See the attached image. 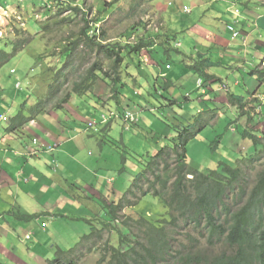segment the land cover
Segmentation results:
<instances>
[{
  "label": "trees",
  "instance_id": "1",
  "mask_svg": "<svg viewBox=\"0 0 264 264\" xmlns=\"http://www.w3.org/2000/svg\"><path fill=\"white\" fill-rule=\"evenodd\" d=\"M70 6L71 3L59 9L60 13ZM70 10L77 14L83 8L76 6ZM84 13L80 38H71L66 40L67 44H60L59 56L64 61L63 68L59 70L49 67L55 79L48 94L29 109L28 117L25 115L27 107L24 104L15 116L10 117L7 132L13 133L23 128L35 116L62 110L72 95H88L99 81L109 86L111 98L117 102L123 94L121 89L127 86L125 75L128 76V71L124 66L126 61L129 64H140L143 62V53L146 51L151 55L157 46L165 57L171 58L173 53L180 54L179 48L172 44L175 39L167 33L147 32L143 37L135 39V42H108L104 33L97 35L95 32L98 23L89 21V14ZM49 28L47 26L43 29L46 31ZM18 35L26 38L14 42L12 52L0 49V69L34 40L30 32L19 31ZM81 47L84 50L80 51ZM85 49L94 54L96 59L80 74L84 65H77L75 60L80 58L85 63L88 61L85 55L88 51ZM191 60L192 65L189 64L188 68L196 71L199 79H217L209 75L207 70L220 63H214L210 59ZM255 73L258 74L259 83L263 84L264 69L260 71L256 68L252 75ZM68 84H72L70 90L66 88ZM172 85L173 82L166 81L164 90L168 91ZM258 90L261 91L257 89L249 93L248 99L257 96ZM228 95L230 103L240 109V116L252 119L253 114L248 107L255 110L260 108L264 115V105L258 98H255L257 101L252 106L245 96L231 92ZM175 103L178 101L175 100ZM106 114L101 115L102 121L99 123L92 122L91 127L109 124L113 118L125 123L124 114L117 113L116 117ZM4 117L0 118L3 120ZM107 117L109 120L105 122ZM191 128H197L200 132L205 128V123L199 121L198 125H192ZM176 130L179 136L174 139L172 146L160 148L148 162L140 163L139 171L134 174L130 188L120 201L104 202L102 207L110 222L102 220L98 223L101 218L96 214L95 222L85 219L92 228L89 233L84 234L76 252L68 254L67 250L60 249L56 258L48 264H264V132L258 135L244 129L243 136L252 140L255 147L249 158L243 159L245 166L234 168L222 162L216 169L202 173L188 164L187 147L193 138L188 134L190 127L184 125ZM189 176L192 178L189 179ZM145 187L147 190L144 191ZM149 195L161 199L164 204L166 213L161 220L149 221L147 213H142L139 220L123 215L126 209L136 208L139 198ZM17 218L27 221L30 216L18 214ZM97 223L101 225L100 229ZM180 227L185 230L184 239H178L179 235L175 237ZM106 233L111 237L102 241ZM200 237L203 238L205 247L199 240ZM95 238L97 241H94ZM85 241L91 243V246L87 248ZM97 243L103 244L99 246ZM95 245L96 248L93 249ZM218 246L221 250L218 254L214 253V249H209ZM89 252L90 258L84 261Z\"/></svg>",
  "mask_w": 264,
  "mask_h": 264
},
{
  "label": "rangeland",
  "instance_id": "2",
  "mask_svg": "<svg viewBox=\"0 0 264 264\" xmlns=\"http://www.w3.org/2000/svg\"><path fill=\"white\" fill-rule=\"evenodd\" d=\"M59 1L62 0H51L47 6L51 7V5L57 4ZM43 2L45 3V0ZM169 2H171L170 5H168ZM68 4L69 3H63L51 7V12L49 13L45 12L48 7L41 10L46 6L44 4L33 6L31 7V11H27L25 16H16L17 18L13 17L7 22L6 26L0 27V49L9 53L13 51L12 44L14 42L26 38L22 35H18L19 31L30 32L32 37H34V40L31 41L23 51L10 59L0 69V117H6V121H3L2 118H0L1 127L6 126L7 123L9 124L10 117L15 116L24 104H26L25 107H27L25 115L27 117L30 116L29 109L43 100L44 96L48 94L49 87L55 79L52 71L49 70V67L59 70L63 68L64 61L62 60V62V58L59 56L60 44H67L66 40L69 41L71 38L74 40L77 39L78 36L80 38V32L84 26L83 17L84 14H86L84 11L89 14V21H95L94 23H98L96 25L97 28L95 29L97 35H102V33H104L105 37L109 39L108 42L119 40L135 42V39L143 37L147 32H151L152 34L168 33L169 36L175 39L173 42L175 45L177 44L176 40H180L181 42L186 40L184 42V48L181 49V51L184 52V50H186L187 52L191 43L189 36L186 35V31L188 30L190 32L192 25L195 22H200L203 13L207 10L199 5L198 0H118L117 3H115V0H82L80 5L71 3L70 8L60 13L59 9L64 8ZM218 5L220 6L222 4ZM76 6L82 7L83 10L77 14L73 10H70ZM188 7H190L189 9L192 8L191 14H186V12L184 13L183 11ZM166 8H169V12L166 11ZM255 11L258 16H264V7L257 6L256 4ZM214 14H219V11L215 10ZM263 24L264 20L261 21L259 27V31L262 33L264 32V27H262ZM47 26H50V28L44 31L43 28ZM166 30L167 32H165ZM238 36L239 34L235 35L233 39L239 41ZM82 50H84L83 47H81L80 51ZM86 51H88L85 54L86 59L88 60L86 63L80 58H76L75 60L77 65H84L80 70V74L81 71H86L89 65H91L96 59L94 54H90L89 50ZM158 51L159 47L157 46L151 53V58L156 62L154 63L152 61L153 66L151 67L157 72L156 75L161 76V73H164V76H168L173 73L183 76L181 72L182 70L179 69L180 65L178 64L180 63V54L173 53L171 58L163 55L164 59L159 61L157 60L159 55L157 57L154 56L155 54H158ZM188 55L190 57L192 56V54L189 53ZM42 56L43 59L41 60ZM195 56L198 55L195 54ZM230 56L234 57V61H231ZM222 57L225 59V64L212 70V73L223 78L225 82H228V91L226 93L223 92V95H221L222 98L218 99L217 103L219 104V107L213 109L207 101L208 99L213 98L214 94H211L207 100L204 99L201 89L197 83H194L193 77L179 83L181 89H177L178 93L176 96L173 95V89H169L168 91L162 89L160 95L154 98V102L152 103L160 108L159 113L154 112L153 115H150L149 113L142 114V121L138 128L139 133L137 135H134L133 133L124 136L126 140H128L129 137H132V143L129 148L135 151L137 155L127 157L128 162L132 159H140V156H149L150 158L155 156L160 146L168 144L167 140L170 141L171 145L169 146L173 145V140L177 139V136H179V132L176 128L171 126V124L174 125L175 123L171 118L170 112L174 111L183 125H185V127H190L188 134L193 136L187 147L188 164L190 167L204 173L216 169L222 162H226L234 168L246 165V162H243V159L249 158V154L253 153V148L255 147L252 140L243 136L244 129L261 135L264 132V115L261 113L260 108L255 110L248 107L250 113L253 114L252 119L249 120V117L240 116V109H238L233 103H230L228 93L231 92L235 95L245 96L247 97V101L249 93L256 91L258 84L255 89H250L252 84H248L249 89H246L247 87L245 84H247L246 81L252 77L253 70L259 67L260 59L255 56L251 48L235 49L234 47H231L229 51H226ZM197 58L198 57H192V59L195 60ZM131 63L132 62L129 64V62L126 61L124 66H126L125 68L127 70L131 68V72L136 73L137 70H135V68L138 67V62L133 65ZM169 63L173 69H175L174 71L166 68ZM107 64L108 63H106V68L108 67ZM229 64L234 66L235 69H227ZM238 67H241V69H237ZM260 67H263V65ZM243 72H246V80L243 77ZM125 77L127 80L132 79V77L129 79L127 75H125ZM163 81L164 80L162 79L160 86H164V83L162 85ZM237 82H239V86H236ZM154 83L155 81L151 83L153 89L155 87ZM126 85L127 86H124V88L121 89V92L132 99L134 103L142 106L141 102H144V100L147 99V101H150V98H147L146 96V92L144 93L143 98L142 96L134 98L136 91L146 90V82L141 81V83L137 85V83H130L127 81ZM217 85L220 87V83L214 84V90H216ZM66 88L70 90L72 84H68ZM95 89L103 91L105 96L111 95L109 86L103 81H99L93 89H91L93 93L96 92L94 91ZM257 94L259 96L258 101L264 105V85L261 87V91L258 90ZM189 95L191 96V101L188 103L184 101V98L185 96L189 97ZM85 96L84 101L81 99L82 101L78 103V106L73 108L75 111L84 113L83 109L89 107V103L94 100V97L91 94ZM175 97L182 101L181 105L180 103H175V100H177ZM80 98H76V96L72 95L67 104H70L69 107H73L71 103L75 102V99ZM61 99H63V97ZM255 101L257 100H255L254 97L248 99V103L252 106ZM54 104H57L56 101ZM65 105L63 107H65ZM78 107L83 108L80 109ZM53 114L55 117L58 116L63 119L66 117L72 118L69 112L64 110L55 111ZM123 114L126 116L128 111ZM137 114L140 117V113L138 112ZM49 116L50 114H47L43 117L48 120L50 118ZM35 117L37 118V116ZM155 117H158L159 122L155 121L157 128L154 130L153 134L149 126L152 121L155 120ZM83 120L89 122L90 118L84 117ZM118 120L123 123L121 119ZM199 121H204L205 123V128L200 130V132H198L199 129L197 128H191L192 125H198ZM128 133H131V131ZM30 135L35 137L33 133H30ZM214 142L216 143L213 144ZM89 148L94 154L100 153V149L95 144H91ZM110 150H108L107 153L111 154L109 152ZM112 154L113 157H111V159L115 158L116 160H120L119 149H114ZM45 156H47V154ZM56 162L57 163H54V161H52V171L55 169L59 170L58 165L60 164V161L56 159ZM136 170H138V168L130 167L126 173L127 175L122 177L112 171H108L107 174L112 177L116 176L118 180L116 183L117 186L121 189H125L130 185ZM80 172L82 171H78V173ZM105 173V170L100 172L102 175ZM188 178L191 179V177ZM114 186L115 189L119 190L116 185ZM112 187L113 186L105 184L103 192L109 194ZM145 188L146 189H143L144 191L147 190V187ZM123 193L124 191H122L121 197H123ZM121 197L118 200L117 194L115 197L112 195L111 199L106 201L110 203L113 202L112 200L116 199V202L118 203ZM131 200L134 201L135 199ZM20 201L23 204V210H27L29 200L26 196L21 195ZM76 202L80 203L81 199H76ZM86 207H89V210L93 211L95 206ZM80 209L81 207L78 206L75 208V216L69 221L70 227H68L65 220L50 222V218L44 214L42 205H39L37 211L34 214H31L29 220L21 221V223L27 227L32 226V230H45L47 224L49 225L48 232L54 241L52 243L41 242V251L43 254L42 257H40V263L43 261V264H48L49 261L56 258L57 252L60 251V249L67 250L68 254L76 252V248L81 242L82 237L84 234L89 233L92 228V226L88 222H85L84 219L95 222L94 216H80ZM16 213L18 212L16 211ZM142 213L148 214L147 219L149 221H155L156 219L158 221L161 220L162 216H165L166 209L161 202V199L149 195V197L143 199L139 198L136 208L126 209L123 212V215L131 217L134 220H139V216L143 215ZM22 214L25 215L27 213L22 212ZM8 215L9 223H13L14 221L20 222V220H17L15 214L13 215L11 213ZM102 220L110 222L107 213L99 219L98 223ZM54 223H60L62 229L58 230L57 228H53L55 227L53 226ZM98 223L96 225L100 229L101 225ZM181 225L182 224H180V226ZM184 232L185 230L180 227L179 231L175 233V237L179 235L178 239H184L186 236L184 235ZM41 234L42 233L39 230L36 239H39ZM103 235L104 233L102 234V237ZM110 237L111 235L106 233L102 241H106ZM199 240L202 241L203 238L200 237ZM94 241H97L96 238ZM85 242L87 248L91 246V243H88L87 241ZM102 244L103 243H97L99 246H102ZM203 245L205 247L204 242ZM95 248L96 245L93 249ZM209 249H214L215 254L221 252L219 246L218 248L213 247ZM90 255L89 252L84 261H87V259L90 258Z\"/></svg>",
  "mask_w": 264,
  "mask_h": 264
},
{
  "label": "crops",
  "instance_id": "3",
  "mask_svg": "<svg viewBox=\"0 0 264 264\" xmlns=\"http://www.w3.org/2000/svg\"><path fill=\"white\" fill-rule=\"evenodd\" d=\"M43 1L0 0V27L6 26L7 22L13 17L25 16L33 6L44 4L46 6L41 10L48 7L45 12L49 13L51 12L50 8L56 5L63 3L80 5L82 0H62L51 5V7L47 6L51 0H45V3ZM198 2L207 10L203 13L200 22H195L190 28V32L186 31L191 43L189 50L187 52L186 50L181 51L186 40L183 42L176 40V45L172 43L174 47L179 48L181 51L179 55L180 63L178 64L183 76L173 73L168 76L161 73L162 77L156 75L157 72L151 67L153 66L152 61L156 62L148 52L143 53V62L135 68L136 73L131 72V68L127 70L129 79L132 77L128 82H134L137 85L141 81L147 83L146 90L136 91L134 96V98L138 96L143 98L146 92V96L150 98V101L144 100V102H141L142 106L134 103L126 94L120 95L119 100L115 103L116 101L112 100L111 95L105 96L103 91L95 89V93L92 91L88 93V95L91 94L94 97V100L89 103V107L83 109L84 113H79L73 108L78 106V103L82 101L81 99L84 101L86 96L76 97L80 99H75L76 101L71 103L73 107H69L70 104L65 105L62 110L68 111L72 118L55 117L53 114L55 111H50L48 112L50 114L48 120L43 117L44 114L37 116L32 120L33 122L13 133L7 132V122H4L7 123L4 127L0 125V264H43V261L40 263V257L43 254L41 242L52 243L54 241L48 232V224L45 230H32V226L27 227L21 223L23 220L9 223L8 214L12 213L17 217L18 214L24 212L27 213L25 215L31 216L37 211L38 206L42 205L44 214L50 218V222L65 220L68 227H70L69 221L75 216L74 212L77 206L81 207L79 210L80 216H94L96 214L97 217L102 218L105 214L102 207L104 202L109 201L111 196L114 195L115 197L116 194L119 200L122 191H124L122 195L127 193L131 183L125 189H121L116 184L117 177L108 176L107 172L112 171L122 177L127 175L126 173L130 167H136L138 168L137 173L140 163L150 160L149 156H140V159H132L128 162L127 157L137 155L135 151L129 148L132 137L126 140L124 136L139 133L138 128L142 121V114L149 113L153 115L154 112L159 113L160 108L152 103L154 98L160 95L161 90L165 89L164 86H160L162 79L164 80L162 85L166 81L173 82L170 89H173V95L176 96L177 89H181L179 83L183 80L193 77L194 83L198 84L199 76L197 72L188 68L189 64L192 65V57H198L199 60L210 59L214 63H220L218 65L220 66L225 64V59L222 56L231 47L235 49L251 48L255 56L260 59V65L257 68L260 71L264 69V63H262L264 60V32L259 31L264 16H258L255 11L256 4L264 7V0H198ZM170 4L171 2L168 5ZM218 4L222 5L219 6ZM168 10L169 8H166V11ZM215 10H218L219 14L215 15ZM183 11L186 14H191L192 8L190 11H185V9ZM262 27H264V24ZM236 34H239V41L233 39ZM188 53L192 56L190 57ZM195 54L198 56H195ZM163 55V51L159 48L158 54L154 56H158L157 60L162 61L164 59ZM230 59L234 61L233 56H230ZM261 65L263 67H260ZM218 66L208 69L207 72L209 75L221 79V81L203 79L207 93L202 96L207 100L211 94H214L213 98L207 100L213 109L219 107L218 99L222 98V93H226L229 89L228 82L212 73V70ZM166 68L171 71L175 70L170 63L167 64ZM227 69L234 70L235 67L229 64ZM237 69H241V67ZM242 74L246 80V72ZM255 75L258 74L255 73L246 81V89H249L248 84H252L250 89H255L257 84L256 89H261L264 85V83H259L258 76ZM153 81H155L154 89L151 84ZM217 83H220V87L217 85L216 90H214V84ZM236 86H239V82L236 83ZM254 98H259V96L257 95ZM177 101L181 105L182 101L178 98ZM184 101L189 103L191 96H185ZM126 111L137 117V121L130 127L114 118L109 124L102 123L96 127L89 125L94 121L97 123L102 121L101 115L104 113H107V116L115 115L116 117L117 113L120 115ZM138 112L140 117L137 114ZM170 115L175 123L171 126L176 129L184 126L174 111H171ZM84 117L90 118L89 122H85ZM155 121L159 122L158 117H155V120L149 126L153 134L157 128ZM127 126L129 130H125ZM129 131L131 133H128ZM30 133H33L35 137H32ZM167 142L168 144L160 146V148L170 147V141L167 140ZM91 144L98 146L100 153L94 154L89 148ZM114 149H119L120 160L111 159ZM108 150L111 154L107 153ZM46 154L47 156H45ZM56 159L60 161L59 170L52 171L51 164L52 161L57 163ZM104 170L106 173L104 175L100 174ZM78 171L82 172L78 173ZM105 184L113 186L109 194L103 192ZM114 185L119 190L115 189ZM21 195L26 196L29 200L27 210H23V204L20 201ZM76 199H81V202L77 203ZM112 201L117 203L116 199ZM93 205L95 206L93 211L86 207ZM53 226L58 230L62 229L60 223H54ZM39 230L42 234L39 239H36ZM28 237L30 238L28 239Z\"/></svg>",
  "mask_w": 264,
  "mask_h": 264
},
{
  "label": "built area",
  "instance_id": "4",
  "mask_svg": "<svg viewBox=\"0 0 264 264\" xmlns=\"http://www.w3.org/2000/svg\"><path fill=\"white\" fill-rule=\"evenodd\" d=\"M185 11H190V9L185 8ZM236 35H238V34H236ZM198 86H199V88L201 89V93H202L203 95H205V94L207 93V90H206V88H205V84H204V81H203L202 79H199V80H198ZM3 120L6 121V117H4ZM108 120H109V117L105 118V122L108 121ZM136 121H137L136 117H135L134 114L131 113V112H128V114H127L126 116H124V122H125L126 125H129V127H130L132 124H134ZM89 125L92 126L91 123H90ZM129 127L127 126V127L125 128V130H129ZM29 238H30V237H28V239H29Z\"/></svg>",
  "mask_w": 264,
  "mask_h": 264
},
{
  "label": "clouds",
  "instance_id": "5",
  "mask_svg": "<svg viewBox=\"0 0 264 264\" xmlns=\"http://www.w3.org/2000/svg\"><path fill=\"white\" fill-rule=\"evenodd\" d=\"M189 177H191V178H192V176H189Z\"/></svg>",
  "mask_w": 264,
  "mask_h": 264
}]
</instances>
